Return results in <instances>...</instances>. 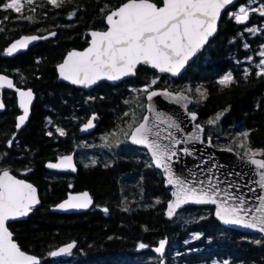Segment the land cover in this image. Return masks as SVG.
Listing matches in <instances>:
<instances>
[{"label":"trees","instance_id":"obj_1","mask_svg":"<svg viewBox=\"0 0 264 264\" xmlns=\"http://www.w3.org/2000/svg\"><path fill=\"white\" fill-rule=\"evenodd\" d=\"M125 1L65 0L56 8L48 0H36L22 14L0 9V72L12 75L18 86L33 87L37 93L32 117L22 130L16 126L20 108L15 88L2 95L5 107L0 111V169L10 168L33 181L42 197L41 206L27 219L10 224L15 239L23 249L41 256L43 264H213L215 260L264 264V235L222 225L214 216V207L188 206L174 220L167 219L170 189L150 156L137 151V146L130 144L132 148L118 153V157L127 159L122 163H113L117 159L114 152L112 157L94 150L98 161L92 165L79 161L77 174L46 168L48 160L64 152L80 154L87 145L80 127L93 112L98 113L97 132L107 133L125 124L129 118L126 111H134L137 103L127 99L133 92L129 85L145 86L153 79L157 80L153 87L185 90L195 97L191 109L198 112L199 121L216 145L231 146L243 154L245 146L252 151L264 150V74L258 67L263 58L260 52H264V16L250 12L249 20L240 24L228 15L239 5L247 3L256 8L264 0H238L232 10L226 11L218 35L180 78L142 65L137 75L122 85L103 82L87 91L58 81L57 64L67 52L88 45L85 31L106 28V15ZM154 1L162 4V0ZM5 2L0 0V4ZM33 7L35 12L29 10ZM73 12L75 15H71ZM29 15L32 20L18 18ZM249 28L258 30L249 32ZM52 31H56L55 36L27 51L15 56L6 53L7 45L25 33ZM228 73L232 82L221 84L219 81ZM144 93L141 91L139 97ZM212 120L216 122L208 123ZM241 137L246 145H239ZM84 188L95 197L91 210L71 214L51 210L69 190ZM165 238L169 239L165 253H157L155 248ZM72 240L78 245L71 254L56 258L49 255ZM140 243L148 247L141 249Z\"/></svg>","mask_w":264,"mask_h":264},{"label":"snow or ice","instance_id":"obj_2","mask_svg":"<svg viewBox=\"0 0 264 264\" xmlns=\"http://www.w3.org/2000/svg\"><path fill=\"white\" fill-rule=\"evenodd\" d=\"M35 2L36 0H7L0 4V9L22 14L26 6L33 5ZM48 3L59 8L65 3V0H48ZM162 4L163 6H157L151 0H126L121 6L111 10L106 15L108 30L91 32L90 47L82 52L68 53L65 61L58 66L60 76L74 84L90 86L103 79L115 81L122 77L135 75L138 65H151L159 69L160 72L178 74L188 60L216 32L221 11L229 5H235L236 0H162ZM29 10L35 12L34 7ZM250 12H258L264 16V3L256 8L249 7L246 3L244 6L238 7V12H229L228 15L234 18L235 22L244 24L249 20ZM71 15H75V13L73 12ZM18 18L32 20L30 15ZM4 19L6 20L8 17H4ZM246 30L255 32L258 29L249 28ZM49 35L54 36L55 33H49ZM46 38L25 36L7 48L6 53L12 55L19 49L27 48L31 41ZM260 56L264 57V52H260ZM249 59L251 58L249 57ZM258 67L261 69L260 74H264V60L260 61ZM247 74V70H245V77ZM232 79L231 73H228L219 82L230 84ZM156 83L157 80L153 79L142 89L147 94L148 100L151 101L153 97L160 95L168 96L177 103L188 99L183 94L174 95L166 90L150 91L149 89H152ZM5 85L9 89L14 88L13 81L8 76L0 75V88ZM15 91L19 93V106L23 109V115L18 117L17 128H19L28 118L29 104L32 101L33 93L31 89L22 91L20 88H15ZM197 91L199 92L200 89L197 88ZM3 108L4 104L0 100V109ZM192 119H196L194 113ZM216 119L218 120L219 117ZM215 122L212 120L208 123ZM93 126L92 120H89L85 128ZM153 127L158 126L153 125ZM196 128L198 131H202L199 125H196ZM57 131L61 136L65 135L62 129H57ZM150 134L155 139L150 140ZM48 135H52V133L49 132ZM243 135L246 137L248 134L244 133ZM131 139L136 144H145L152 149L151 155L154 158L155 166L166 171L169 185H177V191L173 193L176 199L168 205L167 215L169 217L175 214L176 209L189 202L219 203L215 213L219 219L225 223L242 225L264 233V159L256 158V152L249 149L244 154L247 162L255 166L256 175L259 177L250 181L256 187H249L248 184H245L248 193L256 192L259 188L260 194L253 197L240 192L239 184L229 185V188L235 187L237 191L221 189L219 181L213 182L214 177H209L207 181L199 180L194 183L193 180H182L176 176L172 171L170 161L177 155L172 148L180 144L181 140L175 139L169 133L165 139L172 141V144L162 145L159 143L160 132L153 133L152 127L148 126L147 117L144 118V123H140L135 128ZM199 139L198 135H190L187 141ZM208 142L211 143V140L209 139ZM11 143L12 141L9 140V146ZM182 151L189 155L192 154L188 148H183ZM259 155L264 156V150H260ZM47 167L75 170L76 166L73 163V157L66 155L59 157L56 163H49ZM211 171L212 169H209V172ZM39 203L37 189L32 184L16 179L6 169H0V264H40L38 257L21 250L7 227L10 218L27 216ZM91 203V197L85 192L80 195H70L57 207L63 210L85 209ZM104 211L107 212L108 209L105 208ZM166 243V240L159 241V246L155 248V251L163 254ZM74 247V243H69L56 251H51L49 255L57 257L62 254H71ZM139 247L143 249L148 245L140 243ZM224 264L227 262L225 261Z\"/></svg>","mask_w":264,"mask_h":264},{"label":"water","instance_id":"obj_3","mask_svg":"<svg viewBox=\"0 0 264 264\" xmlns=\"http://www.w3.org/2000/svg\"><path fill=\"white\" fill-rule=\"evenodd\" d=\"M126 2V1H125ZM124 2V3H125ZM151 2L156 3L157 6H163V4H158L157 2H155L154 0H151ZM238 2V0H236V3ZM123 4V3H122ZM121 4V5H122ZM119 5V6H121ZM118 6V7H119ZM234 5H229L227 6L224 10L221 11V15L219 20L217 21V27H216V32L208 38V41L204 44V46L199 49L195 55H193L188 62L184 65V67L180 70V72L178 74H172V73H168V72H160L159 69H156L154 67H152L151 65H148L149 68H151L152 70H155L157 72H159L162 75H170L171 77L174 78H180L184 72L189 68V66L196 60L197 56L204 51V49L206 48V46L218 35L219 33V27H220V23L221 20L225 14L226 11H228L229 9H231ZM116 7V8H118ZM114 8V9H116ZM112 9V10H114ZM106 25H107V21H106ZM108 25L105 29H88L85 31V34L90 35V39H89V43L86 47L84 48H72L70 49L67 54L65 55L64 59L57 64V73H58V81L61 82H65L67 84H71L74 85L78 88H83L85 90H91L94 87H96L97 85H99L102 82H108L110 84H118L121 83L122 81L129 79L131 77H134L137 75L139 68L142 65H138L137 66V70H136V74L135 75H130V76H126V77H122L119 80H115V81H111V80H107V79H103L98 81L96 84L90 85V86H85L82 84H74L69 80H65L63 79L60 74H59V65L62 64L65 59L67 58L68 53L72 52V51H77V52H82L85 49H87L88 47H90L91 45V32L93 31H97V32H104L108 30ZM55 33L56 35V31H52L49 33ZM49 33L46 34H40V33H25L17 38H15L14 40H12L6 47L9 48L13 43H15L17 40L22 39L25 36H38V37H53L51 35H49ZM54 35V36H55ZM46 38V39H47ZM41 40L44 39H37L35 41H31L28 45L27 48L25 49H19L17 52L13 53L10 56H15L21 52L27 51L28 49H30L33 45L38 44ZM0 75H6L8 76L9 79H11L13 81L14 87H16V80L15 78L6 73V72H0ZM20 88L22 91H27L28 89H31L32 93H33V98L31 103L29 104V115L27 120L25 121V123L20 126L19 128H17L18 130H22L24 129L27 124L29 123L31 117H32V113H33V108L37 99V93L35 92L33 87H24V86H20L17 87ZM9 88H7V86L5 85L3 88H0V94L4 93L6 90H8ZM151 90H166L167 92L173 93L174 95L177 93L183 94L184 96L188 97V99L186 101H181L179 103H177L175 100L171 99L168 96H164V95H160V96H156L153 97V99L150 101L147 99V94H146V112L143 116V118L141 119V121L134 126V128L132 129L130 135H129V141L136 145V146H140L145 148L150 157L152 158L153 164L155 166L154 163V158L151 155L152 149L148 148L147 145L145 144H136L135 142L132 141L131 139V135L134 132L135 128L139 126L140 123H144V118L147 117V122H148V126L152 127L153 129V133L159 131L160 132V139H159V143H161L162 145H171L172 141H170L169 139H165V137L171 133L172 136L175 139H179L181 140V143L178 145H175L172 150L175 151L177 153L176 156L171 158V168L172 171L175 173L176 176H178L180 179L182 180H193V182L195 183V181H199V180H204L207 181V179L209 177H214L215 179L213 180L214 183H216L217 181H219V187L221 189H226V190H230V191H237V189L235 187L229 188V185H235V184H239L240 188L239 191L240 192H244L247 193L248 196H253L255 197L256 195L260 194V190L259 188H257L256 192H251L248 193L247 192V188H245V184H248L249 187H256L254 184L250 183L251 180L253 179H258V175H256V169L255 166L250 165L247 162L246 157L241 154L237 149H235L234 147H229V146H217L214 141L212 136H206V126L199 122V114L197 111H194L191 109L192 104L195 102V97L193 95H191L189 92L185 91V90H174L171 89L169 87H156V88H152ZM19 93H17V100H18V104H19ZM2 100L3 104L4 100ZM20 107V106H19ZM3 109H0V111ZM195 114L196 119L193 120L192 119V114ZM23 115V109L20 107V113L17 116L16 119V126L18 124V117ZM93 117H95V119H92ZM89 120H92L93 123V127L91 128H85V125L89 122ZM153 125H157L158 127H153ZM172 125H176L178 127H173ZM196 125H199L200 128L202 129V131H198V129L196 128ZM81 133L82 135H87L93 131H95L96 129V114L93 113L91 115V117L84 122L81 127ZM190 135H198L200 137L199 140H195V141H187L188 136ZM149 139H155V137L150 134L149 135ZM209 139L211 140V143H209ZM185 141H187L185 143ZM183 148H188L189 151L192 153L191 155H189L188 153H185L182 151ZM229 149H231V151H229ZM66 155H71L73 157V163L75 164V170H71V169H52V168H48L47 165L49 163H56L58 161L59 157L62 156H66ZM56 159L53 160H48L46 162V168L49 170H55V171H61V172H68L71 174H77L80 166L79 163L77 161V157H76V153L75 152H71V153H66L63 154L61 156H59ZM258 159H264L263 156L261 155H257ZM157 169H159L164 177L165 180V186L167 188L170 189L171 192V197L170 199L167 201L166 204V208H165V217L169 220H174L178 213L188 207V206H204V207H214V216L215 218L220 221V223L228 228H233V229H237L243 232H251V233H261L258 230L255 229H251V228H247L244 227L242 225H236V224H229V223H225L224 221H222L221 219H219V217H217L215 215L216 211L218 210L219 207V203L217 204H211V203H194V202H189L186 203L184 205H182L180 208L176 209L175 214L172 217H169L167 215L168 212V205L169 203L173 202L176 197L173 195V193L175 191H177V185H169L167 183V173L163 168L157 167L155 166ZM6 170H8L10 172L11 175L15 176L16 179L18 180H23L26 183L32 184L36 189H37V196L38 199L40 201L39 204L35 205L32 209V211L24 217H16V218H10L9 221L7 222V227L9 229L10 232H12L13 234V240L20 246L22 251H25L27 254L29 255H34L36 257H38L40 259V264H43L42 258L41 256L29 252L25 249H23L21 247V245L19 244V242L14 238L15 234L12 231V229L10 228V223L14 222V221H19V220H25L27 219L30 214L33 212L34 208L41 206L42 204V197L40 194V190L39 187L37 186V184H35L33 181L29 180L26 177H22L17 175L12 169L10 168H5ZM209 169H212L211 172H209ZM87 192L88 195L91 197L92 203L88 208L85 209H69V210H63V209H59L57 206L60 203H63L65 200L68 199V197L70 195H80L82 193ZM95 203V197L92 194V192L90 191V189L88 188H84V189H80V190H69L66 197H64L62 200L58 201L57 203H55L54 205L51 206V210L58 212V213H67V214H71V213H83V212H87L89 211L93 205ZM264 235V233H261ZM163 240H166L167 243L165 245V250H166V246L168 244L169 239L165 238ZM69 243H74L75 247L72 249V251L77 247L78 242L77 240H72L66 243L61 244L60 246H58L57 248H55L53 251L58 250L60 247H64L65 245L69 244ZM159 246V245H158ZM157 246V247H158ZM164 250V251H165ZM67 254H62L60 256H65ZM52 257V256H51ZM59 257V256H57Z\"/></svg>","mask_w":264,"mask_h":264},{"label":"rangeland","instance_id":"obj_4","mask_svg":"<svg viewBox=\"0 0 264 264\" xmlns=\"http://www.w3.org/2000/svg\"><path fill=\"white\" fill-rule=\"evenodd\" d=\"M245 5V4H244ZM244 5H239V6H244ZM238 12V9H236L235 13ZM199 56V55H198ZM262 60H264V57L262 58ZM135 88V89H134ZM133 92L128 94L127 99L129 100V102L132 103V101H136L139 99V93L142 91V89L144 88V86H140V87H134ZM127 112V116H129V118H126L125 124L120 125L117 127V129H113L111 131H108L107 133H99L96 136V139H94L92 142L90 143L91 145L87 144L85 146V148L82 147V149L80 150V154L78 153V160L79 161H83L84 163L86 162L87 165H92L95 164L98 160V155L94 153V150L92 149L93 147L98 151L104 154V152H108V155L112 154L111 156L114 157V153L116 154L117 159H113L112 161L114 162H124L127 159L123 158L121 156H117L118 153L123 152V151H127L128 149L132 148L130 146V143L128 141V135L130 133V131L132 130V128L138 123V121L140 120V114L142 113V111L139 109L136 112L134 111H126ZM129 112V113H128ZM240 135H238L237 137H239ZM246 145L245 144V139H243L242 137L240 138L239 141V145ZM92 149V150H91ZM93 151V153L91 152ZM113 151V152H111ZM137 151H140L139 149H137ZM244 151H248V147L245 146V150ZM254 152L257 153V155H259V152L256 150H254ZM126 154V153H125ZM251 154V153H249ZM94 162V163H93ZM85 165V164H84ZM229 263V262H228ZM204 264V263H201ZM213 264H224L223 261H218L215 260L213 261Z\"/></svg>","mask_w":264,"mask_h":264},{"label":"flooded vegetation","instance_id":"obj_5","mask_svg":"<svg viewBox=\"0 0 264 264\" xmlns=\"http://www.w3.org/2000/svg\"><path fill=\"white\" fill-rule=\"evenodd\" d=\"M106 27H107V25H106ZM105 29V28H104ZM85 35H87L88 36V42H89V39H90V35H88V34H85ZM86 47V46H85ZM84 48V47H83ZM126 80H128V79H126ZM125 81V80H124ZM124 81H122V82H124ZM122 82L121 83H118V84H111L112 86H116V85H119V84H121L122 85ZM107 83V82H106ZM110 84V83H109ZM100 85V84H99ZM76 87V86H75ZM97 87V86H96ZM96 87H94V88H96ZM129 87H136V86H134V85H129ZM140 87V86H139ZM78 88V87H77ZM93 88V89H94ZM154 88V87H153ZM81 89H83V88H81ZM93 89H91V90H93ZM135 89V88H134ZM133 89V90H134ZM88 91V90H87ZM141 93V92H140ZM146 103H147V100H146V93H144V97L142 98H140L139 97V99L137 100V103H136V105L135 106H133V110L136 112L137 110H141L142 111V113L140 114V120L139 121H141V119L143 118V116H144V114H145V112H146ZM93 113H95V112H93ZM92 113V114H93ZM91 114V115H92ZM97 114V116H98V113H96ZM91 117V116H90ZM89 117V118H90ZM88 118V119H89ZM87 119V120H88ZM86 120V121H87ZM138 121V122H139ZM97 124H98V121H97V117H96V128H97ZM100 132H97V129H95V131H93V132H91V133H89V134H87V135H82L83 137H85V139H86V144H89V145H91L90 143H93L92 141L94 140V139H96V136L99 134ZM129 140V139H128ZM132 145H134V144H132ZM134 146H136V145H134ZM138 148H139V150H140V152H143V153H146V154H148V152H147V150L145 149V148H141L140 146H137ZM93 150H96L94 147L92 148ZM91 149V150H92ZM144 150V151H143ZM74 151V150H73ZM73 151H69V152H64L63 154H66V153H71V152H73ZM96 152L97 153H101V152H98L97 150H96ZM111 152H113V151H111ZM104 153H108V152H104ZM63 154H61V155H63ZM76 155H77V153H76ZM77 159H78V157H77ZM78 163H80L79 162V160H78ZM114 163V162H113ZM11 224V223H10ZM10 226V225H9Z\"/></svg>","mask_w":264,"mask_h":264},{"label":"bare ground","instance_id":"obj_6","mask_svg":"<svg viewBox=\"0 0 264 264\" xmlns=\"http://www.w3.org/2000/svg\"><path fill=\"white\" fill-rule=\"evenodd\" d=\"M231 229H233V228H231ZM237 230V229H236Z\"/></svg>","mask_w":264,"mask_h":264}]
</instances>
